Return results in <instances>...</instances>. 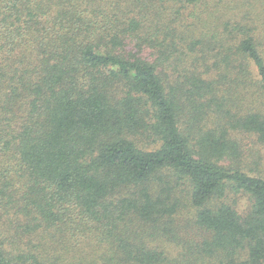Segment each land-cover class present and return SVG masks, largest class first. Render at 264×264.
<instances>
[{"label":"trees","instance_id":"trees-1","mask_svg":"<svg viewBox=\"0 0 264 264\" xmlns=\"http://www.w3.org/2000/svg\"><path fill=\"white\" fill-rule=\"evenodd\" d=\"M244 133L264 0H0V264H264Z\"/></svg>","mask_w":264,"mask_h":264},{"label":"rangeland","instance_id":"rangeland-1","mask_svg":"<svg viewBox=\"0 0 264 264\" xmlns=\"http://www.w3.org/2000/svg\"><path fill=\"white\" fill-rule=\"evenodd\" d=\"M239 137L242 141V161L244 162V160H247L252 164V168L254 169L253 171L251 167L247 165L246 171L253 175L264 174V144L259 142L257 137L248 133H244ZM238 200L240 201L241 210H244L249 204L246 196H239Z\"/></svg>","mask_w":264,"mask_h":264}]
</instances>
